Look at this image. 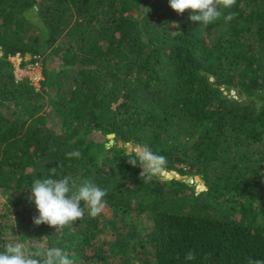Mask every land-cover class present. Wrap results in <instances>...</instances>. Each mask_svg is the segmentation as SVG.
<instances>
[{"label": "trees", "instance_id": "obj_1", "mask_svg": "<svg viewBox=\"0 0 264 264\" xmlns=\"http://www.w3.org/2000/svg\"><path fill=\"white\" fill-rule=\"evenodd\" d=\"M230 11L232 21L204 26L169 0H0V192L25 203L21 238L32 251L44 240L75 264L264 260V0H236ZM18 53L22 67L41 56L59 65L44 63L37 88L17 78ZM129 144L206 188L141 180ZM73 150L80 157L66 156ZM52 168L106 190L111 217L86 209L60 232L34 225L31 186ZM9 210L0 211V252L12 242Z\"/></svg>", "mask_w": 264, "mask_h": 264}, {"label": "clouds", "instance_id": "obj_2", "mask_svg": "<svg viewBox=\"0 0 264 264\" xmlns=\"http://www.w3.org/2000/svg\"><path fill=\"white\" fill-rule=\"evenodd\" d=\"M235 4L236 0H169V7L174 12L182 15L185 11H190L189 19L204 26L213 24L221 16L225 22L232 21L236 13L230 9ZM221 9L229 11L225 14ZM145 10L146 13L150 11ZM174 25L179 27L178 24ZM80 155L78 150L66 153L69 159L78 158ZM132 156L128 163L142 170L141 180L151 181L166 170V157L154 152L146 144L137 145ZM54 177H57V168L49 170L47 178L33 180L28 199L34 203L38 212V216L33 217L34 225L46 224L60 232L65 227H72L75 221L81 220L86 209L90 216L96 217L106 207V190L98 187L92 180L86 179L77 186L71 176ZM37 245L39 246L35 251H27L21 242L7 243L5 250L0 252V264H75L61 248L44 247L39 242ZM194 259L192 251L186 253V261ZM247 264H264V260L249 258Z\"/></svg>", "mask_w": 264, "mask_h": 264}, {"label": "rangeland", "instance_id": "obj_3", "mask_svg": "<svg viewBox=\"0 0 264 264\" xmlns=\"http://www.w3.org/2000/svg\"><path fill=\"white\" fill-rule=\"evenodd\" d=\"M27 60L30 59V56L28 55ZM44 63L48 64L50 67H57L59 64L56 61V58L52 56L48 57L47 60L45 61L44 56H41L40 60L36 63H30L25 67H22L21 65H19V60L15 59L14 60V64H15V72H16V76L18 79L24 78V77H28V78H33L34 82H36L37 86H39V81L43 79V68L44 67ZM37 78H42V79H37ZM224 89V88H223ZM225 93H227V91H224ZM231 95H236L235 91H231L230 92ZM178 173L176 172H168V171H164L161 175H164L166 178H172L173 176H176ZM197 182V181H196ZM198 184L197 189L198 190H203L206 188L205 183L202 182H197ZM6 194L5 193H1L0 192V211L1 212H6L7 208H10L11 210H9V215H8V219H9V225L12 224L14 231L9 228L10 230L8 232H6V237L12 241V242H21L25 245V248L27 251H32V249L27 245L28 240H23L21 238V233L23 232V230L27 228L28 223L26 221H23V217H22V212H23V208L25 207V203H19L16 207H13L12 204H8L6 202ZM28 207V206H26ZM103 212L105 213V217H107L106 219H109L111 217V215L109 213L112 212L111 208H109L108 206H106L103 210ZM134 216L136 218H138L139 220H143L144 224L146 225L148 223V217L147 214H139L138 212L134 213ZM5 220H7V218H5ZM110 229L109 232H107V237L110 238ZM43 246H47L46 241H41ZM135 264H140L139 261H137Z\"/></svg>", "mask_w": 264, "mask_h": 264}, {"label": "water", "instance_id": "obj_4", "mask_svg": "<svg viewBox=\"0 0 264 264\" xmlns=\"http://www.w3.org/2000/svg\"><path fill=\"white\" fill-rule=\"evenodd\" d=\"M108 137L111 138L110 141H109V143H108V145L109 146L110 145H113L114 144L115 134L114 133H111V134L108 135ZM119 146H123L122 141H119ZM133 150H134V145L133 144H129L128 151L131 152ZM176 178L177 179L185 178L186 181H187V183H193L194 181L202 182V179H201V176L200 175H189V176L185 175V176H182L180 174H177L176 175Z\"/></svg>", "mask_w": 264, "mask_h": 264}, {"label": "built area", "instance_id": "obj_5", "mask_svg": "<svg viewBox=\"0 0 264 264\" xmlns=\"http://www.w3.org/2000/svg\"><path fill=\"white\" fill-rule=\"evenodd\" d=\"M11 59L14 61L15 59H18L19 60V65H21V62H22V57H21V55L18 53V54H16L15 56H13V57H11ZM37 64V63H36ZM37 79H42V78H37ZM31 80H32V82H33V84L34 85H36L37 86V84H36V82H34V80H33V78H31ZM40 82V81H39ZM39 86H37V88H38Z\"/></svg>", "mask_w": 264, "mask_h": 264}]
</instances>
